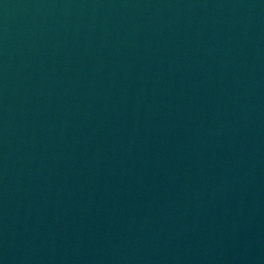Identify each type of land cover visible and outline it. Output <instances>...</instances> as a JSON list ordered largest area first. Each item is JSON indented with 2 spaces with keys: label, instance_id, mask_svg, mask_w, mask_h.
I'll return each instance as SVG.
<instances>
[{
  "label": "water",
  "instance_id": "1",
  "mask_svg": "<svg viewBox=\"0 0 264 264\" xmlns=\"http://www.w3.org/2000/svg\"><path fill=\"white\" fill-rule=\"evenodd\" d=\"M0 264H264V0H0Z\"/></svg>",
  "mask_w": 264,
  "mask_h": 264
}]
</instances>
